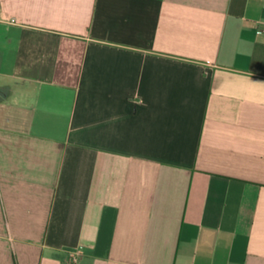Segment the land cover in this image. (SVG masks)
I'll return each instance as SVG.
<instances>
[{
    "label": "crops",
    "instance_id": "1",
    "mask_svg": "<svg viewBox=\"0 0 264 264\" xmlns=\"http://www.w3.org/2000/svg\"><path fill=\"white\" fill-rule=\"evenodd\" d=\"M0 264H264V0H0Z\"/></svg>",
    "mask_w": 264,
    "mask_h": 264
},
{
    "label": "built area",
    "instance_id": "2",
    "mask_svg": "<svg viewBox=\"0 0 264 264\" xmlns=\"http://www.w3.org/2000/svg\"><path fill=\"white\" fill-rule=\"evenodd\" d=\"M262 32L261 31H259L257 34H261ZM72 261H75V259L72 257Z\"/></svg>",
    "mask_w": 264,
    "mask_h": 264
}]
</instances>
